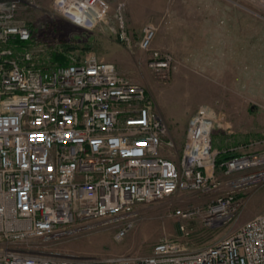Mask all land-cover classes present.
I'll return each instance as SVG.
<instances>
[{
    "label": "built area",
    "instance_id": "1",
    "mask_svg": "<svg viewBox=\"0 0 264 264\" xmlns=\"http://www.w3.org/2000/svg\"><path fill=\"white\" fill-rule=\"evenodd\" d=\"M20 2L0 0V264H264V208L195 251L163 238L149 254L102 260L27 244L82 220L114 221L116 236L122 237L138 204L177 188L217 190L218 167L225 175L256 168L264 163V150L217 162L212 134L228 122L224 112L201 104L188 118L178 162L163 155L173 141L143 85L92 53L52 61L35 44L30 25L17 17ZM52 6L85 27L109 9L106 0H53ZM118 19L117 27H110L118 39L148 52V68L169 80L177 60L152 46L157 25L145 23L133 41L124 19ZM263 173L231 177L225 184L232 188ZM233 201L231 192L218 195L206 212L221 215Z\"/></svg>",
    "mask_w": 264,
    "mask_h": 264
},
{
    "label": "rangeland",
    "instance_id": "2",
    "mask_svg": "<svg viewBox=\"0 0 264 264\" xmlns=\"http://www.w3.org/2000/svg\"><path fill=\"white\" fill-rule=\"evenodd\" d=\"M28 1L21 0L16 15L30 25L45 54L62 53L68 60L92 53L143 85L152 108L169 127L173 144L161 150L163 155L178 162L188 118L201 104L228 117L230 124L212 134L218 151L252 156L264 150V0H106L107 13L92 27L64 17L53 8V0ZM119 16L133 41L145 23L157 25L152 46L172 52L177 60L169 80L158 79L148 68V52L127 47L110 29L117 27ZM219 33L227 34L228 45L220 49L222 55H209V42ZM244 34L246 54L239 46ZM259 171L264 163L230 175L218 167L222 186L217 190L177 188L165 198L140 203L128 216L131 226L122 237L116 236L114 221L82 220L27 244L48 253L102 260L149 254L163 238L195 251L233 233L264 208V173L232 188L225 184L231 177ZM228 192L234 194L229 209L208 214L207 205Z\"/></svg>",
    "mask_w": 264,
    "mask_h": 264
},
{
    "label": "crops",
    "instance_id": "3",
    "mask_svg": "<svg viewBox=\"0 0 264 264\" xmlns=\"http://www.w3.org/2000/svg\"><path fill=\"white\" fill-rule=\"evenodd\" d=\"M212 37H213L212 38L213 41L209 42L208 54L212 55V56L222 55L223 52H221L220 49L225 47V46L227 47V45H228V42L226 41V39H227L226 37H228L227 34H220L219 33V34H214ZM242 45L245 48L244 51H245V54H246V51H247L246 50V48H247V36H246V34H244V37H241V36L239 37V46L242 47ZM215 109H217V108H215ZM226 119L228 120V117ZM228 123H229V121H228ZM215 149H217V147H215Z\"/></svg>",
    "mask_w": 264,
    "mask_h": 264
},
{
    "label": "trees",
    "instance_id": "4",
    "mask_svg": "<svg viewBox=\"0 0 264 264\" xmlns=\"http://www.w3.org/2000/svg\"><path fill=\"white\" fill-rule=\"evenodd\" d=\"M52 61H56V62H60V63H64V62H66L67 60H66V58L63 56V54L62 53H54L53 55H52ZM236 155H238V154H232V153H223V152H220L219 154H218V156H217V162H221V161H224V160H226V159H228V158H230V157H233V156H236Z\"/></svg>",
    "mask_w": 264,
    "mask_h": 264
}]
</instances>
